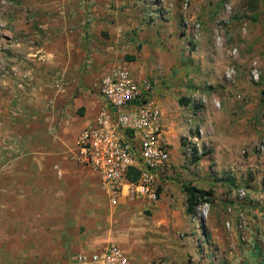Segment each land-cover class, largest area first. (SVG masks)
<instances>
[{"label": "crops", "instance_id": "0c3cea01", "mask_svg": "<svg viewBox=\"0 0 264 264\" xmlns=\"http://www.w3.org/2000/svg\"><path fill=\"white\" fill-rule=\"evenodd\" d=\"M172 5L171 0L161 7L142 6L138 0L0 3V264H75L78 255L100 254L110 244L120 248L130 264L182 261L178 236L197 228L184 220L186 183L179 182V173L185 166L189 181L200 182L206 172L201 159L196 164L186 161L178 134L189 132L183 127L186 119L169 114L167 100L157 103L171 170L159 178L156 201L131 197L124 187L112 204L98 174L75 159L79 135L105 106L91 92L103 74L123 61L157 82L156 73L139 66L143 51L180 57L179 48H171L175 36H162L163 46L157 33H147L146 27L154 10L170 19ZM144 36H150L152 46L143 45ZM125 55L134 60H122ZM58 73H66L68 82L56 92L51 81ZM24 82L29 84L26 91L18 90ZM16 98L21 107H16ZM49 100L52 105L46 107ZM50 135L61 145L41 143ZM8 140L23 150L13 152L19 155L10 160L4 156Z\"/></svg>", "mask_w": 264, "mask_h": 264}, {"label": "rangeland", "instance_id": "374dc122", "mask_svg": "<svg viewBox=\"0 0 264 264\" xmlns=\"http://www.w3.org/2000/svg\"><path fill=\"white\" fill-rule=\"evenodd\" d=\"M171 2L170 19L159 17L146 27L163 46L162 36H175L171 48H179L180 57L143 51L139 66L156 73L157 82L127 66L135 77L153 82L157 100L170 103L169 114L186 119L183 127L197 125L202 132L196 156L205 166L203 180L189 181L185 166L178 179L213 195L195 217L185 216L197 231L178 236L183 258L177 264H264V0H188L185 7L182 0ZM138 3L150 5L149 0ZM151 15L156 18V10ZM149 37L143 40L148 47ZM206 49L212 51L203 54ZM57 136L41 143L58 144ZM13 152L3 155L10 160L20 154Z\"/></svg>", "mask_w": 264, "mask_h": 264}, {"label": "built area", "instance_id": "2783aa9c", "mask_svg": "<svg viewBox=\"0 0 264 264\" xmlns=\"http://www.w3.org/2000/svg\"><path fill=\"white\" fill-rule=\"evenodd\" d=\"M182 1L185 7L188 0ZM149 3L161 7L164 0H149ZM159 17L157 10L156 18L150 15V23ZM67 82L66 73H58L51 84L59 92ZM28 86L24 82L17 88L26 91ZM91 92L97 94L105 106L94 123L79 135L76 161L88 165L98 174L112 204L116 203L117 195L124 187L131 197L145 196L156 201L159 178L171 170V155L168 143L162 139V115L153 82L135 77L127 64L122 63L103 74L92 85ZM16 101V107H21L19 99ZM51 105L52 100L46 101V107ZM201 134L200 127L194 125L183 136V154L187 162L198 151ZM11 144L13 146L7 145V152L14 147L21 154L23 150L19 143L12 141ZM74 263L130 264V261L120 248L110 244L100 254L78 255Z\"/></svg>", "mask_w": 264, "mask_h": 264}, {"label": "trees", "instance_id": "16d2710c", "mask_svg": "<svg viewBox=\"0 0 264 264\" xmlns=\"http://www.w3.org/2000/svg\"><path fill=\"white\" fill-rule=\"evenodd\" d=\"M128 61H133V57H127ZM197 153H194L192 158V163L196 164L200 158H198ZM184 192L186 193V213L187 215L194 217L197 213V208L202 204H208L211 202L210 197L213 193L210 190L199 189L191 184L183 185Z\"/></svg>", "mask_w": 264, "mask_h": 264}]
</instances>
